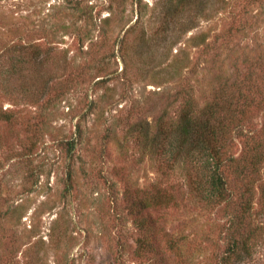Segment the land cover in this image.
I'll use <instances>...</instances> for the list:
<instances>
[{"label":"rangeland","instance_id":"rangeland-1","mask_svg":"<svg viewBox=\"0 0 264 264\" xmlns=\"http://www.w3.org/2000/svg\"><path fill=\"white\" fill-rule=\"evenodd\" d=\"M215 96L244 110L226 155L248 165L246 142L264 151V0H0V264H225L242 181L217 201L186 149L155 148L176 143L187 98ZM252 180V247L228 264H264V160ZM157 192L171 197L147 208L141 253L136 208Z\"/></svg>","mask_w":264,"mask_h":264},{"label":"trees","instance_id":"trees-1","mask_svg":"<svg viewBox=\"0 0 264 264\" xmlns=\"http://www.w3.org/2000/svg\"><path fill=\"white\" fill-rule=\"evenodd\" d=\"M188 22L182 24L181 27L186 26ZM178 32L181 31L179 30ZM219 100L220 97L215 96L213 102L205 103L198 108L196 101L194 102L190 98H187V107L182 110L178 127L174 129L176 143L174 141L167 142L165 147L162 143L157 142L155 148L161 155L171 154L175 147L186 149L187 155L185 157L192 164L197 165V162H199L200 164L197 166L203 170L201 171V176L200 174L198 176L200 179H194L192 183L197 186V190L200 193L202 191L206 192V195H211L217 201H224L227 204L233 197L232 190L228 188V175L230 172L235 175L233 178L236 180V183H239L240 180L242 181L243 184L241 183L240 188L243 190L239 193L241 212L233 213L236 220H238L237 225L229 232L230 242L228 243L227 251L221 256L223 262L228 264V262H233L236 258H240L242 252H248L252 247L249 237H243L241 224L242 222H246L247 214L252 213L254 200L251 197L252 188H250L253 185L250 183L253 181L252 174L255 173L258 165L264 160V151L262 142H246L245 156L248 155L250 161L248 165L243 164L241 167L235 163L236 158L233 155H226V142L230 133L234 130L243 131V123L241 121L244 110H240L239 115L238 111L232 107V104L223 102L227 101V99ZM240 101L245 102L246 100ZM250 101L252 102V100H247L246 103ZM0 118L9 120L10 116L0 112ZM158 132L162 134L161 131ZM68 144L69 150H71L74 147V140L68 141ZM177 154L180 155V153ZM171 157L177 159L180 156L175 157V155H171ZM260 187L259 199L264 203V183ZM167 196L171 197L170 195L157 192V194L151 197V201L139 203V206L144 209L143 211H139L136 208L137 225L143 233L137 241V247L141 253L155 248V242L151 239L153 230L146 223L147 219H149V213L146 210L148 207L156 209V206L166 205L169 201ZM231 221L232 223L235 222L234 219H231ZM229 227L232 228V225H229ZM253 231L254 233L258 232L256 228ZM256 239L255 235L254 240ZM173 241L170 239L168 246L174 250L173 252H179L177 245Z\"/></svg>","mask_w":264,"mask_h":264}]
</instances>
